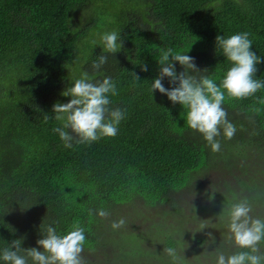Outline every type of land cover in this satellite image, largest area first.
Segmentation results:
<instances>
[{
    "label": "trees",
    "instance_id": "1",
    "mask_svg": "<svg viewBox=\"0 0 264 264\" xmlns=\"http://www.w3.org/2000/svg\"><path fill=\"white\" fill-rule=\"evenodd\" d=\"M80 11L89 20L79 19ZM104 12L111 17L108 29L123 43L105 53L108 60L93 81L113 79L117 94L109 97V108L124 116L115 136L91 143L74 137L65 147L52 131L61 125L52 105L70 99L61 92L73 77L83 70L92 75L91 62L102 54L92 43L99 41L95 31L107 32L108 24L99 25ZM237 32L249 34L251 50L261 57L254 78L264 80V0H0V248L17 238L22 247L39 248L47 225L63 235L77 224L86 237L80 260L91 262L103 224L111 226L98 210L116 215L135 202L161 209V219L184 220L188 187L215 222L227 224L230 205L243 200L252 218H264V169L254 166L264 167V89L240 99L226 96L222 106L236 132L225 138L221 126L215 152L187 126L178 103L150 91L159 50L169 47L189 49L201 69L192 74L218 82L230 64L216 53L215 36ZM162 83L169 87L168 78ZM239 160L244 164L233 172L230 165ZM214 170L224 175L219 184L228 182L216 195L197 197ZM182 237L192 238L186 230ZM204 237L194 234L195 243ZM175 242L168 234L162 244L174 248ZM226 242L232 249L222 248L225 256L241 250L230 236ZM257 247L264 254V241Z\"/></svg>",
    "mask_w": 264,
    "mask_h": 264
},
{
    "label": "clouds",
    "instance_id": "2",
    "mask_svg": "<svg viewBox=\"0 0 264 264\" xmlns=\"http://www.w3.org/2000/svg\"><path fill=\"white\" fill-rule=\"evenodd\" d=\"M92 43L102 51L91 62L92 75L83 70L78 78L73 77L70 86L61 92L62 96L70 99L65 103H54L51 109L55 119L61 121V125L53 127L52 131L69 148L74 137L80 143H91L103 136H115L124 116L120 108H109V97L117 94L113 79L104 75L93 81V77L103 71L108 60L105 53H116L121 49L123 41L117 32L112 31L101 34L99 41L94 40ZM251 45L247 32L215 36L216 53L230 64L218 82L209 76L192 74L201 69L196 67L194 58L186 54L189 49L186 52L171 47L160 49L156 58L159 67L157 75L151 80V93L158 91L172 104L178 103L184 109L181 115L184 122L190 129L201 133L214 152L220 149L216 137L221 134V126L225 138L230 139L236 132L222 106L226 96L240 99L264 89V80L254 78L261 57L251 50ZM177 64L182 66L179 72ZM142 70L147 71V66L143 65ZM165 78H168L169 87L162 83ZM261 102H264V98ZM44 120H48L47 115ZM250 211L251 207L246 200L230 205L227 229L230 238L241 250L228 256L218 254L215 264H264V254L259 253L257 247L264 241V218H252ZM97 214L103 217L108 213L100 209ZM123 224L124 220L120 219L114 221L111 227L118 229ZM85 240V230L77 224L63 235L57 234L53 224H49L43 230L42 238L36 241L39 248L22 247L20 238L0 248V264H80ZM165 251L175 264L176 249L168 247Z\"/></svg>",
    "mask_w": 264,
    "mask_h": 264
},
{
    "label": "rangeland",
    "instance_id": "3",
    "mask_svg": "<svg viewBox=\"0 0 264 264\" xmlns=\"http://www.w3.org/2000/svg\"><path fill=\"white\" fill-rule=\"evenodd\" d=\"M89 10V9H87ZM79 19H88L84 11L76 13ZM111 19L107 12H104L100 18L101 26H106L105 31L112 32L108 29L111 25L107 22ZM106 33V32H105ZM97 39L100 38V32H96ZM249 156L254 160V152L249 151ZM252 160L250 165H252ZM240 160L233 162L230 169L235 172L239 166L243 165ZM257 168H263L261 165H254ZM259 172V170H258ZM224 175L218 170L212 171V174L199 190V197L202 194L216 195L228 182L226 179L219 184V180H223ZM184 207V220L187 221L190 216L192 220L186 222L183 218L161 219L162 210H150L132 202L128 205L129 208L118 210L117 214L110 212L105 217L114 221L124 220V224L118 229H113L111 226L102 223L105 227L103 232L99 233V241L96 248L92 252L93 261L86 262L80 260V264H173L172 259L168 256L163 247V238L166 235H173L176 239L174 249H176L177 260L175 264H215L217 254L222 248L231 250V244L227 241L230 234L227 229V224L224 219L217 222L210 219L209 214L192 198L189 194V187L182 194ZM130 208L132 212H130ZM126 212H129L128 214ZM126 213V214H125ZM133 224L129 226L131 221ZM134 231L139 233L135 238L127 237V233ZM188 231L189 237L184 239L182 234ZM201 233L205 235L202 242L197 244L194 241V234ZM235 248H233V251ZM91 254V253H90Z\"/></svg>",
    "mask_w": 264,
    "mask_h": 264
}]
</instances>
